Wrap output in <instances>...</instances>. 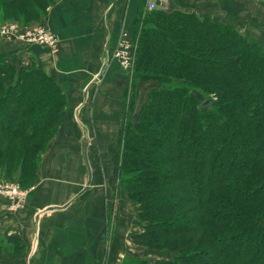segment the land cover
I'll list each match as a JSON object with an SVG mask.
<instances>
[{
	"label": "trees",
	"instance_id": "1",
	"mask_svg": "<svg viewBox=\"0 0 264 264\" xmlns=\"http://www.w3.org/2000/svg\"><path fill=\"white\" fill-rule=\"evenodd\" d=\"M60 1L0 0V23L38 25ZM138 10L128 109L111 155L115 191L143 223L133 238L163 257L155 264H264V47L209 14L150 10L147 0ZM7 57L0 50V180L25 189L68 102L46 71ZM5 244L0 237V253Z\"/></svg>",
	"mask_w": 264,
	"mask_h": 264
},
{
	"label": "crops",
	"instance_id": "2",
	"mask_svg": "<svg viewBox=\"0 0 264 264\" xmlns=\"http://www.w3.org/2000/svg\"><path fill=\"white\" fill-rule=\"evenodd\" d=\"M158 1L168 11H196L232 22L264 47V0ZM141 4L142 0H61L40 23L60 38L57 52L2 39L0 50L9 63L46 71L66 93L68 108L25 206L10 211L0 195V237L9 252L0 253V264H130L152 253L133 238L143 232V223L136 204L115 191L111 161L131 80L107 54H113L125 31L131 32ZM87 77L95 83L83 90ZM152 85L142 83L135 91V121ZM86 133L89 185L82 155Z\"/></svg>",
	"mask_w": 264,
	"mask_h": 264
},
{
	"label": "built area",
	"instance_id": "3",
	"mask_svg": "<svg viewBox=\"0 0 264 264\" xmlns=\"http://www.w3.org/2000/svg\"><path fill=\"white\" fill-rule=\"evenodd\" d=\"M158 0H147V8L155 9ZM0 37L4 40H19L29 45H40L57 52L60 47V38L42 24L24 26L16 22H3L0 24ZM108 59L115 60L119 66L128 72L132 80V68L134 65L133 40L129 32L125 31L118 43V47L112 55L107 54ZM86 140L89 144L87 139ZM30 190L24 189L20 184L11 181L0 182V195L8 201V209L16 212L21 210L29 197Z\"/></svg>",
	"mask_w": 264,
	"mask_h": 264
},
{
	"label": "water",
	"instance_id": "4",
	"mask_svg": "<svg viewBox=\"0 0 264 264\" xmlns=\"http://www.w3.org/2000/svg\"><path fill=\"white\" fill-rule=\"evenodd\" d=\"M158 5H161V1L157 2ZM1 44H2V38L0 37V48H1ZM95 83L94 78L93 77H87L83 83H82V89L83 90H88L93 84ZM210 102V100H208L207 102H205L204 104L208 105ZM87 148H88V142L86 140L83 141L82 143V155H83V159L85 161V165L89 171V183L91 181L92 178V170H91V166H90V161L88 158V153H87Z\"/></svg>",
	"mask_w": 264,
	"mask_h": 264
},
{
	"label": "rangeland",
	"instance_id": "5",
	"mask_svg": "<svg viewBox=\"0 0 264 264\" xmlns=\"http://www.w3.org/2000/svg\"><path fill=\"white\" fill-rule=\"evenodd\" d=\"M0 117H2V115H0ZM1 181H8L7 179H3V180H0ZM31 187V186H30ZM30 187L28 188H25V189H29ZM161 255L159 254H154V253H150L149 255H147L146 257L144 258H136L138 259L139 261L140 260H144V261H147V264H155V262L157 261V259L160 257ZM163 257L161 256L160 259H162ZM137 261V260H136ZM130 264H135V261H132Z\"/></svg>",
	"mask_w": 264,
	"mask_h": 264
}]
</instances>
